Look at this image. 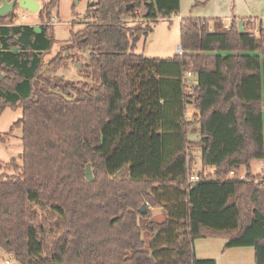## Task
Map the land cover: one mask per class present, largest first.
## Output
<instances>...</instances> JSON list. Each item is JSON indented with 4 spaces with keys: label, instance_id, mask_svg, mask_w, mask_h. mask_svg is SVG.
<instances>
[{
    "label": "trees",
    "instance_id": "trees-1",
    "mask_svg": "<svg viewBox=\"0 0 264 264\" xmlns=\"http://www.w3.org/2000/svg\"><path fill=\"white\" fill-rule=\"evenodd\" d=\"M59 1L39 10L40 32L0 15V117L23 109V152L0 160V247L20 264H217L193 243L222 235L264 264V180L252 166L264 159V20L241 19L242 32L238 19L213 30L184 17L183 52L150 57L137 42L181 0H95L70 38L90 47L95 81H75L44 70L62 64L44 57ZM153 207L166 218L142 222Z\"/></svg>",
    "mask_w": 264,
    "mask_h": 264
},
{
    "label": "rangeland",
    "instance_id": "rangeland-1",
    "mask_svg": "<svg viewBox=\"0 0 264 264\" xmlns=\"http://www.w3.org/2000/svg\"><path fill=\"white\" fill-rule=\"evenodd\" d=\"M39 1L41 2V9L49 0ZM93 1L95 0H60L58 6L53 10V16L58 18V22L54 24L55 42L52 48L44 54V57L46 63H48L60 54L62 55V64L58 69L46 65L44 70L47 74L75 81H95L93 69L90 67V47L81 48L79 46H70L72 32H76L84 25V21L88 17L87 9L91 6ZM208 2L209 4L211 3V5H209ZM246 2L242 4L244 7L250 6L257 10V15H254L253 19L257 22L262 19L264 20V0H247ZM238 4L239 3L235 0H181L178 14L174 13L171 16L159 18V20L152 25L153 29L145 33L139 39L135 52L150 57L162 58L173 56L175 53H178V46L181 44L180 24L182 18L189 16L198 18L207 17L211 29L218 30L220 27H216V22H220V25L228 22L226 14L221 9L224 8L228 10L229 5L230 8H232L234 5ZM13 10L15 13L27 16L26 19L21 20L22 24L40 25L43 23L38 13L39 10L38 12H32L20 6L15 7ZM208 11H211V13H207ZM215 17L219 19H215ZM22 114V107H8L1 114L0 160L5 164L9 163L14 158L19 159L23 152L22 128L15 125V122L23 116ZM255 163L259 165L261 161H256ZM257 165L253 168V173L256 175L257 173H261V165H259L260 167H257ZM193 168L197 171L201 170V163L199 160ZM206 170L210 171V169ZM152 212V216H142L140 220L145 223L150 220L163 221L166 218L167 212H165L163 207H153ZM144 238L150 249L151 233L145 231ZM224 243L225 238L222 237V235L197 238L193 243L196 257L200 259L204 257L213 258L217 261V264H256L254 246L225 248ZM6 260H10L9 264H20L17 260L12 259L9 253L0 247V264H7Z\"/></svg>",
    "mask_w": 264,
    "mask_h": 264
},
{
    "label": "built area",
    "instance_id": "built-area-1",
    "mask_svg": "<svg viewBox=\"0 0 264 264\" xmlns=\"http://www.w3.org/2000/svg\"><path fill=\"white\" fill-rule=\"evenodd\" d=\"M14 14H15V23H19V24L21 23L22 19H26V17H27L26 15H20V14L15 13V12H14ZM57 22H58V18L54 17L51 23L55 24ZM222 25H224L225 28H228L231 26L230 23H228V24L224 23ZM181 52H183V48H182V45L180 44L178 46V53H181ZM183 77H184L183 82H184V85L186 87V90L189 91L190 93H193L195 86L197 84V76H195L192 71H188L184 74ZM260 169H261V173H257V175H258V177L256 179L257 182H259L260 180H264V166H262ZM208 173H209L208 170H206L204 172L205 175ZM234 175H238L241 178H245L244 172L236 173L234 170L230 171L226 177H233ZM201 176L202 175L200 173V170L197 171L196 169L192 168L191 171L189 172V175H188L189 179H188L187 187L188 188L193 187V185L202 178ZM9 255L12 259H15V253H10ZM6 263L9 264L10 260H6Z\"/></svg>",
    "mask_w": 264,
    "mask_h": 264
},
{
    "label": "water",
    "instance_id": "water-1",
    "mask_svg": "<svg viewBox=\"0 0 264 264\" xmlns=\"http://www.w3.org/2000/svg\"><path fill=\"white\" fill-rule=\"evenodd\" d=\"M95 1L91 4L94 5ZM16 5L22 7L23 9H27L32 12H38V10L41 7V2L39 0H1L0 3V15H6L9 13V11L13 10ZM128 8L130 5L127 6ZM238 25H240V29L242 32L245 31V24L242 20L238 22ZM36 30L39 32L41 31L38 25H35ZM15 50H18V48L15 47ZM3 78V74L0 73V79ZM86 177L87 179H93V171H92V164L90 162L87 163V170H86ZM139 211L143 214H146L147 207L146 205H141L139 208Z\"/></svg>",
    "mask_w": 264,
    "mask_h": 264
},
{
    "label": "crops",
    "instance_id": "crops-1",
    "mask_svg": "<svg viewBox=\"0 0 264 264\" xmlns=\"http://www.w3.org/2000/svg\"><path fill=\"white\" fill-rule=\"evenodd\" d=\"M209 1H211V0H209ZM228 1V0H227ZM235 1H237L239 4L238 5H234L232 8H230V5L228 6V10L227 9H224V8H222L221 10L226 14V16H227V23H225V24H228V23H230L233 19H238V20H241V19H245V18H251V19H253V16L254 15H257L256 13V9L255 8H253V7H247V6H243L242 4L244 3V2H246L247 0H235ZM247 3V2H246ZM208 4H209V2H208ZM209 5H211V3L209 4ZM220 6H221V4H220ZM207 13H211V11H208ZM213 13V12H212ZM223 13V14H224ZM222 14V13H221ZM206 16V15H205ZM209 17H210V15H209ZM200 18H204V19H207L208 20V18L207 17H200ZM215 19H219L218 17H215ZM209 24V23H208ZM215 25H217L216 27H220L218 30H221L224 26L223 25H220V22H216V24ZM211 28V27H210ZM213 29V28H212ZM213 30H215V29H213ZM176 54V53H175ZM258 162V161H261V164H259V165H261V167L262 166H264V159H257V160H255L254 162H253V168L257 165L255 162ZM259 165H257V167H260ZM255 174V173H254Z\"/></svg>",
    "mask_w": 264,
    "mask_h": 264
}]
</instances>
